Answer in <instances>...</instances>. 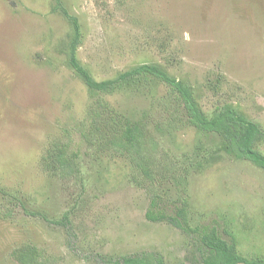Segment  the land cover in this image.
<instances>
[{"label":"rangeland","instance_id":"374dc122","mask_svg":"<svg viewBox=\"0 0 264 264\" xmlns=\"http://www.w3.org/2000/svg\"><path fill=\"white\" fill-rule=\"evenodd\" d=\"M62 10L81 24L78 57L97 81L156 65L193 87L210 117L232 106L264 131V0H0V264H21L30 247L45 264L143 254L201 264L207 228L264 264V170L248 160L222 153L188 176V230L147 219L156 186L173 198L178 190L157 170L153 180L144 176L132 155L98 143L92 109L103 103L136 120L147 115L159 159L214 150L218 138L195 129L160 81L91 92L62 52L72 34ZM171 115L178 123L169 124ZM60 144L79 175L48 165ZM257 148L264 154V139ZM170 197L155 215L174 217Z\"/></svg>","mask_w":264,"mask_h":264},{"label":"trees","instance_id":"16d2710c","mask_svg":"<svg viewBox=\"0 0 264 264\" xmlns=\"http://www.w3.org/2000/svg\"><path fill=\"white\" fill-rule=\"evenodd\" d=\"M62 11L72 27L70 40L63 45L62 52L66 55L70 70L86 84L91 92L113 93L125 87L126 89L137 90V88L144 86L147 80L160 81L176 94L183 105L189 123L195 129L203 134L216 135L218 138L217 148L214 150H195L193 155L176 158L175 161L167 157L159 159L155 155L153 133L149 130V124L146 122L147 115H144L142 120H136L107 108L103 103L99 104L100 109H92L90 113L91 134L98 143L108 148L121 150L122 154L132 155L136 167L143 172L142 174H145L144 176L152 179V177H157V171H159L170 179L178 190L179 197L173 198L169 194L162 193L157 186L155 187L150 211L147 214L149 221L159 222L168 219L178 228L188 230L190 222L188 200L185 196L188 187L186 180L192 172L199 171L219 154L225 153L238 160H248L264 170V154L257 148V144L264 139V131L258 124L249 120L232 106H226L218 114L210 117L198 104L193 87L169 77L158 66L145 64L121 74L116 80L97 81L89 70L82 65L78 57V48L82 37L81 24L76 17L70 16L64 10ZM173 122L178 123V120L172 116L169 124L171 125ZM168 127L170 126L168 125ZM68 149V144L54 146L48 153L46 161L61 176H77L79 169ZM153 170L157 171L154 172ZM166 196L170 197V201L175 206L174 217H167L165 214L155 215L153 212L160 207L161 201ZM68 219V217L64 218L65 221ZM200 240L206 249L201 264H263L262 261H252L242 256L236 247L225 241L215 229L207 228L201 231ZM38 254L37 249L30 247L20 253V258L23 259L21 258L22 261L19 262L21 264H45ZM112 264L166 263L161 255L143 254L119 258Z\"/></svg>","mask_w":264,"mask_h":264}]
</instances>
